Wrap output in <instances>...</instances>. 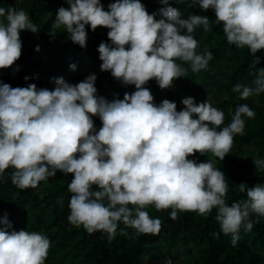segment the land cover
I'll use <instances>...</instances> for the list:
<instances>
[{
    "label": "clouds",
    "instance_id": "1",
    "mask_svg": "<svg viewBox=\"0 0 264 264\" xmlns=\"http://www.w3.org/2000/svg\"><path fill=\"white\" fill-rule=\"evenodd\" d=\"M65 2L68 7L57 10L47 34L55 38L62 30L84 49L86 26L108 29L109 43L97 48L100 71L110 72L125 87L135 86V91L125 92L123 99L118 94L111 100L99 96L95 73L76 84L54 77L51 90L0 82V182L7 169H12L11 184L20 190L35 189L57 172L70 174L68 223L88 234L101 232L109 242L118 229L121 235L128 229L136 237L158 235L162 222L150 217L145 210L149 206L158 212L171 209L172 220L179 212L207 216L215 209L219 233L213 235H230L235 247L241 231L250 232L264 218V185H236L246 198L229 206L225 174L213 161L198 163L188 157L211 153L216 162L223 161L234 137L245 134L246 121L256 113L247 103L239 104L231 122L221 127L225 115L211 103L185 97L177 111L176 103L167 99L157 105L144 87L155 80L161 90L172 88L176 79L187 77L184 65L193 73L207 69L212 52L199 50L193 34L198 28L211 31L209 18H183L169 6L170 0H159L164 6L151 14L140 0H115L107 11L101 0ZM197 5L214 12L229 46L247 48L252 57L250 84L237 83L232 92L241 101L264 93V68H257L261 60L256 55L264 50V0H188V8ZM25 30L40 31L25 11L0 7V69L20 59V33ZM69 69L74 71L76 65ZM93 117L101 122L99 130ZM252 163L264 173V159ZM0 225L5 226L0 228V264H45L50 249L45 235L8 232L6 215Z\"/></svg>",
    "mask_w": 264,
    "mask_h": 264
},
{
    "label": "trees",
    "instance_id": "2",
    "mask_svg": "<svg viewBox=\"0 0 264 264\" xmlns=\"http://www.w3.org/2000/svg\"><path fill=\"white\" fill-rule=\"evenodd\" d=\"M113 2L115 0H101L105 11L108 4ZM140 2L149 14L164 6L159 0ZM187 3L188 0H170L169 6L180 10L183 18L189 14L209 18L211 31L204 32L198 28L193 35L199 42V50L207 48L212 52L213 59L209 61L207 69L199 73H193L190 66L184 65L188 68L187 77L176 79L170 89L161 90L155 80L144 87L150 89L157 105L167 99L176 103L177 111L183 108L181 101L185 97H193L196 103H211L225 115L221 127L231 122V116L239 104L247 103L256 113L254 119L246 121L245 134L234 137V145L224 160L214 162V166L225 174L229 182L226 201L230 206L232 202L246 198L245 194L236 191V185H264V173L257 172L252 163L255 158L264 159V93L241 101L239 94L232 92L237 83L250 84L253 78L249 75L252 57L247 48L237 49L227 44L222 25L215 23L213 11L203 12L198 5L188 8ZM0 7L25 11L30 21L40 29L36 34L26 30L20 33L21 57L13 67L0 69V82L12 88L35 84L38 89L51 90L54 77H63L67 82L76 84L90 73H95V87L99 96L111 100L113 94H118V98L123 99L125 92L131 94L135 91V86L125 87L110 72L100 71L97 48L101 42L109 43L108 29L98 27L92 31L86 26L84 49L68 40L62 30L55 38L47 34L57 10L68 7L65 0H0ZM37 47L39 51H36ZM256 55L261 60L257 68H264V50ZM71 64L76 65L74 71L69 69ZM16 67L19 71H14ZM25 77L29 78L27 82ZM222 92L226 93V97L213 103V99L221 96ZM93 120L99 130L100 120L96 117ZM213 157L211 153L204 156L197 153L188 159L200 163L211 161ZM11 172L12 169H7L4 181L0 182V219L7 216L11 224V228L6 229L8 232L24 230L46 236L50 240V249L45 264H165L167 260L171 264L176 261L179 264H264V218L254 224L250 232L241 231L233 247L230 235H213L219 233L215 209L207 216L196 212H179L178 218L172 220L171 209L158 212L149 206L145 210L150 217L159 218L162 222L158 235L142 234L136 237L132 229L127 230V235H121L118 229L115 238L109 242L101 232L88 234L83 227L76 228L68 223L70 174L57 172L55 177L40 182L35 189L20 190L11 184ZM4 227L0 225V228Z\"/></svg>",
    "mask_w": 264,
    "mask_h": 264
},
{
    "label": "rangeland",
    "instance_id": "3",
    "mask_svg": "<svg viewBox=\"0 0 264 264\" xmlns=\"http://www.w3.org/2000/svg\"><path fill=\"white\" fill-rule=\"evenodd\" d=\"M210 68V67H209ZM201 96V95H200ZM226 97V93L225 92H222V94H221V96H219V97H217V98H214L213 99V103H217V102H220L223 98H225ZM211 161H213V162H216V158L215 157H213L212 159H211ZM182 257V256H181ZM167 261H169V260H167ZM180 262L179 261H176V262H172V264H179Z\"/></svg>",
    "mask_w": 264,
    "mask_h": 264
}]
</instances>
